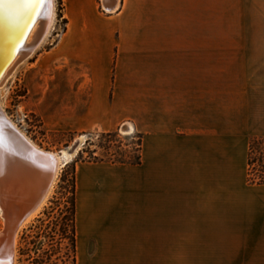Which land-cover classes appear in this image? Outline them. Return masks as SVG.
<instances>
[{"label":"crops","instance_id":"obj_1","mask_svg":"<svg viewBox=\"0 0 264 264\" xmlns=\"http://www.w3.org/2000/svg\"><path fill=\"white\" fill-rule=\"evenodd\" d=\"M222 1L215 24V0H63L28 107L142 134L140 164L76 163V264H264V0Z\"/></svg>","mask_w":264,"mask_h":264},{"label":"rangeland","instance_id":"obj_2","mask_svg":"<svg viewBox=\"0 0 264 264\" xmlns=\"http://www.w3.org/2000/svg\"><path fill=\"white\" fill-rule=\"evenodd\" d=\"M224 1L215 0V24H222V9ZM226 2V0H225ZM63 0H55V20L49 34L37 47L33 54L17 63L10 75L0 85V106L9 119L39 148L49 152L65 150L71 153L76 149L72 161L61 167L53 190L46 199L41 209L27 224L21 227L16 235L15 264H72V255L68 236L70 228L65 220L69 200L71 197L70 175L72 162L79 159L78 153L84 150L81 159L102 158L103 150L98 148L102 139L99 131L90 132H54L48 131L43 126L41 116L31 111L27 104L31 94L28 89L46 88V68H38L33 64L36 58L45 50L52 47L59 35L66 29L67 21L63 18ZM227 16V15H226ZM227 18V17H226ZM57 69H55L56 71ZM52 70H49L51 74ZM51 80V79H50ZM49 80V81H50ZM120 151L134 156L137 150L138 134L128 128L120 129L117 139ZM79 145V146H78ZM96 150L94 153L93 151ZM252 156L255 159L253 167L262 169L264 167V138L260 137L259 143L255 145ZM260 158V162L258 161ZM264 170V168H263ZM249 172V166H248ZM69 180V181H68ZM4 228V218L0 210V231ZM64 232L67 234L63 233ZM40 260H36L37 258Z\"/></svg>","mask_w":264,"mask_h":264},{"label":"bare ground","instance_id":"obj_3","mask_svg":"<svg viewBox=\"0 0 264 264\" xmlns=\"http://www.w3.org/2000/svg\"><path fill=\"white\" fill-rule=\"evenodd\" d=\"M37 11L39 14L30 18L31 9L23 0L0 3V85L17 63L33 54L52 29L55 0ZM0 116L7 121L4 125L0 121V135L8 134L16 152L21 151L33 159L24 163L19 153L14 151L9 155L3 146L6 144L0 142V191L3 194H0V210L4 218V228L0 231V264H15L18 230L39 212L53 190L61 167L73 160L76 149L71 153L42 150L19 130L1 106ZM37 192H42L39 199L34 196Z\"/></svg>","mask_w":264,"mask_h":264},{"label":"trees","instance_id":"obj_4","mask_svg":"<svg viewBox=\"0 0 264 264\" xmlns=\"http://www.w3.org/2000/svg\"><path fill=\"white\" fill-rule=\"evenodd\" d=\"M138 134V143H137V150L136 154L134 156H129L128 154H125L124 152H121L120 145H116L118 143V138L120 135V129L109 131V132H100L99 136L101 137L102 141L98 145V148L102 149L103 157L102 158H90L89 160L81 159V155L84 152V150H80L78 153L79 159L74 160L71 164L72 166V172L70 175V181L71 182V197L69 200V206L67 208V212L65 215V220L68 221V227L70 228V232L68 236H65L70 245L71 255H72V264H76V228H75V166L77 162H109V163H122V164H131V165H137L141 163V143H142V134ZM260 138H252L250 140L249 144V153H248V166H249V172H248V180L250 183H257V184H264V170L263 166L261 165L262 169H255V166L253 167V163L255 162V159L252 156L253 150L255 149V145L259 143ZM94 153L96 150L93 151ZM258 161L260 162V158H258ZM63 233L67 234V232ZM36 260H40L38 257ZM39 264H46V262L40 261Z\"/></svg>","mask_w":264,"mask_h":264},{"label":"water","instance_id":"obj_5","mask_svg":"<svg viewBox=\"0 0 264 264\" xmlns=\"http://www.w3.org/2000/svg\"><path fill=\"white\" fill-rule=\"evenodd\" d=\"M19 46H21V44L19 45ZM3 121L2 122V124L4 125L5 123H7V121L2 117V116H0V121ZM1 123V122H0ZM6 126V125H5ZM9 136H8V134H3V133H1V135H0V142L2 143V144H6V145H3L5 148H6V151H7V153L10 155V154H12V152H16V150L14 149V147L11 145V143L9 142ZM25 142V141H24ZM26 143V142H25ZM24 143V145L25 146H28V148H31L29 145H26ZM21 152V151H20ZM20 152H16V153H19V157L21 158V160H23V162L24 163H28V162H30V161H32L33 159H31V158H29L28 157V155H24V154H21ZM43 156H44V154H42ZM53 160V159H52ZM38 165H40V162H38ZM52 173V172H51ZM4 193V192H3ZM0 194H2V192L0 191ZM3 195V194H2ZM42 195V192L40 193V192H37V193H35V199H39L40 198V196ZM33 203H31V205H32ZM31 205H29V206H31ZM26 205H24V207H25ZM26 208V207H25ZM25 211V210H24Z\"/></svg>","mask_w":264,"mask_h":264},{"label":"snow or ice","instance_id":"obj_6","mask_svg":"<svg viewBox=\"0 0 264 264\" xmlns=\"http://www.w3.org/2000/svg\"><path fill=\"white\" fill-rule=\"evenodd\" d=\"M9 2H19V0H0V3H9ZM24 3H26L30 9H31V17L37 16L38 9L42 8L45 4H48L51 2V0H23Z\"/></svg>","mask_w":264,"mask_h":264}]
</instances>
